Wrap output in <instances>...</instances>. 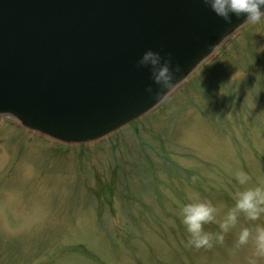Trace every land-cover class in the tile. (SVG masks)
Masks as SVG:
<instances>
[{
	"label": "rangeland",
	"instance_id": "374dc122",
	"mask_svg": "<svg viewBox=\"0 0 264 264\" xmlns=\"http://www.w3.org/2000/svg\"><path fill=\"white\" fill-rule=\"evenodd\" d=\"M250 180L240 185L235 173ZM264 184V19L225 35L156 107L108 134L63 141L0 115V264H246L234 247L189 245L180 209H219ZM174 221L175 223H170Z\"/></svg>",
	"mask_w": 264,
	"mask_h": 264
},
{
	"label": "water",
	"instance_id": "95a60500",
	"mask_svg": "<svg viewBox=\"0 0 264 264\" xmlns=\"http://www.w3.org/2000/svg\"><path fill=\"white\" fill-rule=\"evenodd\" d=\"M244 22L205 0H0V114L66 141L100 137L162 101L136 67L145 50L171 53L180 83Z\"/></svg>",
	"mask_w": 264,
	"mask_h": 264
},
{
	"label": "clouds",
	"instance_id": "9594fccd",
	"mask_svg": "<svg viewBox=\"0 0 264 264\" xmlns=\"http://www.w3.org/2000/svg\"><path fill=\"white\" fill-rule=\"evenodd\" d=\"M211 10L226 23L231 24L232 18L244 17V23L255 24L264 19V0H205ZM137 68H146L149 79L146 92L159 102L171 93L178 85L177 74L182 71L180 64L173 63L171 53L161 55L160 51L145 50L136 61ZM153 84L156 88H153ZM240 185L250 180L244 170L235 173ZM191 202L180 209L181 223L189 234L188 243L195 249H211L223 244L225 233L236 229L243 215L248 221H258L264 216V184L250 186L234 193L235 204L219 221L220 231L210 233L205 225L217 222L218 207L211 201L201 199L198 194L191 196ZM170 223H175L170 221ZM250 247L251 253L246 258V264H264V224H255L252 227L241 226L236 232L234 247Z\"/></svg>",
	"mask_w": 264,
	"mask_h": 264
}]
</instances>
